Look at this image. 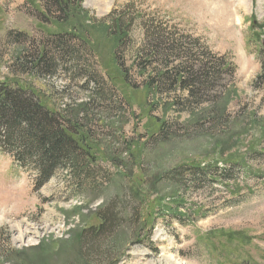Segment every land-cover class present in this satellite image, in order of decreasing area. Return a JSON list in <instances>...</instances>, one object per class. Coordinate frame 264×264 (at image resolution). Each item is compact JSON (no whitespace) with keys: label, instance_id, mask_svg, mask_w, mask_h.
Returning a JSON list of instances; mask_svg holds the SVG:
<instances>
[{"label":"rangeland","instance_id":"1","mask_svg":"<svg viewBox=\"0 0 264 264\" xmlns=\"http://www.w3.org/2000/svg\"><path fill=\"white\" fill-rule=\"evenodd\" d=\"M37 2L0 0V82L58 113L90 169L77 179L59 167L41 184L0 147V264H264V0H83L49 24ZM117 19L129 23L119 44L102 24ZM61 30L85 36L72 42L81 59L55 75L22 71L21 46ZM153 33L193 57H154L145 70L138 50ZM181 59L221 66L202 101L178 84L145 87ZM106 207L116 226L84 255L82 230Z\"/></svg>","mask_w":264,"mask_h":264},{"label":"trees","instance_id":"2","mask_svg":"<svg viewBox=\"0 0 264 264\" xmlns=\"http://www.w3.org/2000/svg\"><path fill=\"white\" fill-rule=\"evenodd\" d=\"M36 10L42 14L41 22L65 23L83 11V0H38ZM101 22V21H100ZM102 23V22H101ZM110 35L118 40V44L128 36L129 23L117 19L114 26L105 25ZM50 36L43 44L33 43V50L20 49L16 62L22 71L29 69L46 75H55L59 70H68L75 61L81 58L76 49L78 45L73 42V37L85 36L73 30L47 32ZM12 34V33H11ZM21 33H15V41L25 42ZM147 50H138V55H146L148 60L145 70L152 65L150 59L154 57H168L177 53L180 58L193 57L192 50L186 45H179L180 40L175 37H157L153 33L148 35ZM162 39V41H161ZM117 44V45H118ZM169 46H171L169 48ZM167 66L168 63L164 62ZM224 64V62L222 63ZM221 66L215 61H196L188 63L177 61V65L160 70L158 75H150L145 87L149 91L159 92L163 87L175 88L176 84L183 90H188L190 99L202 101L207 95L209 84L217 80ZM123 74V72H122ZM124 75V74H123ZM264 75V73H263ZM190 99H185L190 104ZM187 100V101H186ZM65 121L58 119V113L45 108L35 93L22 86L13 88L8 82H0V147L5 152L12 154L13 159L20 166L23 163L34 165L38 169L41 184L50 180L57 168L70 167L77 179H81L89 172L88 157L85 155L83 145L69 131L70 127ZM69 128V129H68ZM160 133L164 134L165 124L161 123ZM99 225L82 230V252L94 244L98 237L111 232L115 225L116 215L106 207L99 213ZM94 247V245L92 246ZM95 248L96 245H95ZM102 253V252H101ZM99 253V254H101ZM234 264H261L251 260L240 261Z\"/></svg>","mask_w":264,"mask_h":264},{"label":"water","instance_id":"3","mask_svg":"<svg viewBox=\"0 0 264 264\" xmlns=\"http://www.w3.org/2000/svg\"><path fill=\"white\" fill-rule=\"evenodd\" d=\"M263 43H264V41H263Z\"/></svg>","mask_w":264,"mask_h":264}]
</instances>
